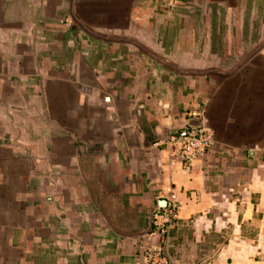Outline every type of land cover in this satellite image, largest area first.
<instances>
[{
  "label": "crops",
  "instance_id": "crops-1",
  "mask_svg": "<svg viewBox=\"0 0 264 264\" xmlns=\"http://www.w3.org/2000/svg\"><path fill=\"white\" fill-rule=\"evenodd\" d=\"M180 2L0 0V264H154L169 190L161 263L264 264V0Z\"/></svg>",
  "mask_w": 264,
  "mask_h": 264
},
{
  "label": "built area",
  "instance_id": "built-area-1",
  "mask_svg": "<svg viewBox=\"0 0 264 264\" xmlns=\"http://www.w3.org/2000/svg\"><path fill=\"white\" fill-rule=\"evenodd\" d=\"M168 1L170 2V6L173 7L182 4V2H180L181 0ZM200 115L203 117L204 112L198 111L197 113H194V116L196 117ZM167 144L175 149V156L182 162L183 165H186L185 168L190 169L194 167L196 162L203 160L212 149L214 145V135L210 132L206 125H204L202 120V122L200 121L198 125H194L192 127L187 125L175 132L168 138ZM168 193L169 198L166 200V206L160 207V210H157L153 216V221L155 226L160 229V234L162 233L165 235V243L171 227L177 219L178 203L177 194L173 190H169ZM165 227L166 231L164 230ZM165 243L163 247H165ZM163 252L164 248L155 250L154 254H151L150 259L155 261L154 264H163L160 259Z\"/></svg>",
  "mask_w": 264,
  "mask_h": 264
},
{
  "label": "rangeland",
  "instance_id": "rangeland-1",
  "mask_svg": "<svg viewBox=\"0 0 264 264\" xmlns=\"http://www.w3.org/2000/svg\"><path fill=\"white\" fill-rule=\"evenodd\" d=\"M179 7H180V6H174V7H173V6H170V7H169V5H168L166 8L163 7V9H161V10H164L165 12H168L169 10H171V12H172V11H174V10L176 11L177 9H179ZM171 153H172V152H171ZM171 156H172V154H171ZM172 157H173V156H172ZM173 159L176 160V157H175V158L173 157ZM179 162L181 163V165L183 166V168H185L186 165H183L182 162H181L180 160H179ZM98 170H99V169H95V170L92 171V170H90L89 168L86 169V171H87V173H88L89 175L95 174V172H97L96 174H99ZM100 170H101V176H103V177L108 176V174H109V172H110L109 169H106V168H101ZM121 171H123L122 168H119V169H113V172H114V173H116V172L119 173V172H121ZM97 177H99V176H97ZM97 177H96V178H97ZM177 197H178V196H177ZM164 230L166 231V227L164 228ZM160 236H161L160 239H162L161 245L163 246V240H164V238H165V235L161 233Z\"/></svg>",
  "mask_w": 264,
  "mask_h": 264
},
{
  "label": "water",
  "instance_id": "water-1",
  "mask_svg": "<svg viewBox=\"0 0 264 264\" xmlns=\"http://www.w3.org/2000/svg\"><path fill=\"white\" fill-rule=\"evenodd\" d=\"M160 206H162V207H165L166 206V201H162V202H160V204H159ZM154 213H155V211H153V215H152V217L154 216ZM151 217V218H152ZM153 219V218H152ZM145 234H147V233H143V234H139L138 236H143V235H145ZM168 246H169V236L167 237V240H166V243H165V247H164V253H165V255L167 256V257H169V253H168Z\"/></svg>",
  "mask_w": 264,
  "mask_h": 264
},
{
  "label": "bare ground",
  "instance_id": "bare-ground-1",
  "mask_svg": "<svg viewBox=\"0 0 264 264\" xmlns=\"http://www.w3.org/2000/svg\"><path fill=\"white\" fill-rule=\"evenodd\" d=\"M197 124V123H196ZM198 125V124H197ZM162 207V206H161Z\"/></svg>",
  "mask_w": 264,
  "mask_h": 264
}]
</instances>
